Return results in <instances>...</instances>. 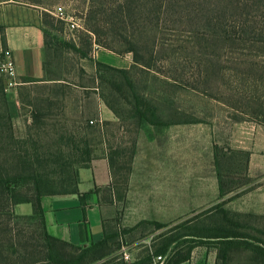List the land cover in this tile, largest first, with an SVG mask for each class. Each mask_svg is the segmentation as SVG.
Segmentation results:
<instances>
[{"label": "rangeland", "instance_id": "rangeland-1", "mask_svg": "<svg viewBox=\"0 0 264 264\" xmlns=\"http://www.w3.org/2000/svg\"><path fill=\"white\" fill-rule=\"evenodd\" d=\"M47 2L46 7L55 19L52 25H44L47 40L44 55L46 78L56 80L30 83L21 87L22 129H15L16 136L25 139L33 136L39 145L56 144L61 133H65L64 144H73L83 136L88 139L91 137L94 141V155L99 157L103 151L105 156L110 151L116 152L124 148L129 145L130 139L136 140L138 144V152L133 159L129 152L115 156L113 181L116 187L103 201L108 231L121 235L114 248L121 244L122 247L112 256L94 264L103 263L120 254L126 261H131L157 244L154 240L165 231L196 218V222L207 221L206 213L211 212L217 205L239 213H253V218L242 220L252 229H264V175L250 176L246 172V153L238 148L233 150V143L232 148L230 146L233 138L242 131L240 129H264V60L255 58V55H249L248 52L235 53L230 48H213L208 54L198 55L195 59L183 53L181 61L192 57L201 66L207 65L209 77L200 91L184 84L172 85L168 80L172 68L168 62L161 63L157 73L136 72L133 69L131 75L141 91L161 102L162 112L174 105L203 121L156 129V138L150 140L127 117L128 106L123 100L119 104L113 101L121 114V118L115 120L100 98L101 94L107 95V99L112 98L110 88L96 79L95 61L106 62L107 59V63L114 67L128 68L133 59L132 54L118 56L109 52L105 59L102 54L99 57L96 54L99 49L93 47L89 57L83 58L63 44L74 42L82 46L84 39L88 41L80 1ZM58 6L65 7L80 28L71 30L65 21L57 18L54 11ZM217 59L220 62L216 65L210 63V60ZM253 61L259 63L254 65ZM214 67L216 72H213ZM34 78L41 77L38 75ZM36 114L47 117L53 115L51 127L38 129L39 126L34 125ZM91 120L102 126L100 135L88 134ZM0 129L3 134L8 133L4 130L8 127L1 103ZM67 137L74 139L69 142ZM216 156L226 175L225 189L234 187L233 191L222 198ZM234 160L240 165L241 176L239 172L238 175H230V164ZM7 167L10 168L11 164H7ZM94 177L91 171L82 170L81 189L90 190ZM17 208L25 213L33 212L32 205L29 204L19 205ZM142 220L157 221L168 226L156 230L150 225L145 233L147 235L144 234L143 237L140 234L145 232L144 228L126 233L125 229L134 227ZM8 230V240L0 242V246L6 250L3 264H31L44 259L47 245L41 224L31 225L13 217ZM178 232L179 230L174 233ZM248 232L255 233L254 230ZM179 233H184V230L181 229ZM10 238L17 244V254H12L8 249ZM126 255L128 259L125 258ZM192 257L202 259L200 263L205 260V264H222L217 260L215 249L198 247L193 251ZM251 257L249 253L236 252L229 264H254ZM166 261V258H157L155 264Z\"/></svg>", "mask_w": 264, "mask_h": 264}, {"label": "trees", "instance_id": "trees-1", "mask_svg": "<svg viewBox=\"0 0 264 264\" xmlns=\"http://www.w3.org/2000/svg\"><path fill=\"white\" fill-rule=\"evenodd\" d=\"M7 1L10 0H0V3ZM13 1L41 9L43 26L54 23L55 17L46 7L47 0ZM78 1L81 3L88 41L84 39L82 46L74 42L63 44L85 59L89 57L95 46L99 50L118 56L132 54L133 59L129 68H117L95 61L96 79L110 88L112 98L107 99L105 94H101L100 98L115 120H119L121 114L113 101L119 104L123 100L122 102L125 101L128 106L127 117L132 120L136 129L144 131L150 140L156 138V129L203 121L174 105H170L165 112H162L161 102L141 91L131 75L133 69H136V72L157 73L160 64L168 62L172 67L168 76L172 85L184 84L195 91H200L201 87H205L209 74L207 65L204 64L203 67L194 59L198 55L208 54L210 49L230 48L229 50L235 53L248 52L247 54L264 60V0ZM0 30H3V27H0ZM44 34L46 47L45 26ZM6 49L5 39L2 36L0 63L3 60V51ZM183 53L191 55L194 59L187 57L181 61ZM219 62L220 59L210 60L212 65ZM253 63L256 65L259 61H253ZM215 70L214 67L213 72H216ZM44 73L43 79H29L27 82L56 80L46 78L45 59ZM3 77L2 74L1 90L6 81ZM1 90L0 103L4 108ZM3 112L8 127L4 130L8 133L3 134L0 129V242L8 240L6 237L9 235V222L14 217L18 221L42 226L44 241L47 245L46 255L40 262L31 264H94L118 252L122 244L117 248H114V244L121 235L109 232L105 219H103V238L87 247L74 246L50 236L45 227L43 200L47 197L77 195L85 204L95 194L103 210V201L116 187L113 181L115 156L129 152V156L133 159L138 152L137 141L130 139L129 145L116 152L110 151L105 156V151L102 150L101 157L94 155L93 139L91 137L88 139L86 136L73 144H64L65 133H61L56 144L39 145L33 136L26 139L17 137L12 118L4 109ZM52 116L36 114L34 125L39 126L38 129H47L48 126L51 127ZM55 124L54 126L57 127ZM88 127V134L100 135V129H102L100 124H95L91 120ZM73 139V137H67L69 142ZM100 159H107L109 162L111 184L96 187L88 193L81 194L79 192L80 170L90 169L93 163ZM7 164H11V167L8 168ZM215 164L222 198L233 191L234 187L225 189L226 175L220 167L217 156ZM238 172L241 176L240 165L237 160H234L230 164V175H238ZM20 204L32 205L33 212L29 215H18L14 208ZM245 214L217 205L211 212L206 213L207 221L196 222L197 218L192 219L159 235L154 240V243H158L147 248L145 254H138L131 261H126L122 254L114 255L100 264H155L158 257H161V260L167 259L163 264H184L192 259V253L198 247L215 249L217 260L222 264H229L232 255L236 252L249 253L252 255L251 260L254 264H264V229H252L242 218H253L255 215ZM150 225L156 230L168 226L157 221L142 220L125 231L130 233L144 228L145 232L140 234L143 237L147 235L145 233ZM181 229L184 233H179ZM178 230L179 232L175 234L174 232ZM249 230H254L255 233H250ZM9 243L11 244L8 249L12 254H17L18 249L15 247L17 244L12 238L9 239ZM5 251L3 246H0V264H3Z\"/></svg>", "mask_w": 264, "mask_h": 264}, {"label": "crops", "instance_id": "crops-1", "mask_svg": "<svg viewBox=\"0 0 264 264\" xmlns=\"http://www.w3.org/2000/svg\"><path fill=\"white\" fill-rule=\"evenodd\" d=\"M0 36H4L5 46L11 51L16 64L17 75L13 80V86H9L8 76L4 88H0L4 111L12 118L15 129L20 126L22 112L20 95L22 86L34 82L29 79L44 78V49L45 34L42 19V11L38 7L30 6L13 0L0 3ZM0 42V52H1ZM105 50H98L96 54L102 58L108 57ZM106 59V58H105ZM108 64L107 59L105 60ZM132 63V62H131ZM111 65V64H109ZM130 66V65H129ZM128 66V68H129ZM127 68V67H126ZM41 78H34L37 76ZM2 77V74H0ZM38 83V82H37ZM230 143L231 148H238L246 153V172L254 177L264 175V129H240ZM88 170L93 173L94 183L88 191L81 189V171ZM81 194L88 193L96 187L108 186L112 182L110 166L107 159H100L93 163L90 169H81L79 172ZM264 180V178L262 179ZM262 186V185H261ZM264 187V182H263ZM23 205V204H20ZM30 205V204H29ZM16 205L14 210L18 215H29L19 211ZM45 209L44 220L48 234L74 246L87 247L91 243H97L103 238L104 212L98 204V196L92 195L83 204L77 195L47 197L43 200ZM98 208V211H97ZM33 210V208H32ZM194 259L184 264H205V260Z\"/></svg>", "mask_w": 264, "mask_h": 264}, {"label": "built area", "instance_id": "built-area-1", "mask_svg": "<svg viewBox=\"0 0 264 264\" xmlns=\"http://www.w3.org/2000/svg\"><path fill=\"white\" fill-rule=\"evenodd\" d=\"M54 15L60 20L65 21L69 25L71 30L80 28L75 18L66 12L65 7L63 6L56 7L54 11ZM95 48L97 49V46H95ZM0 74L8 76L10 79L8 85L13 86V80L17 75V71H16V64L12 57V53L8 49L3 51V60L0 63ZM125 258L128 259L129 258L128 255H126ZM158 259H161V257H158Z\"/></svg>", "mask_w": 264, "mask_h": 264}]
</instances>
